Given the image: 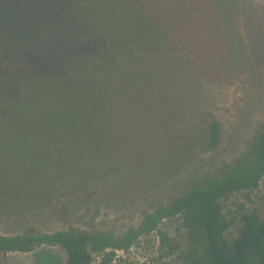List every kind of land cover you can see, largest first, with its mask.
<instances>
[{
  "label": "trees",
  "instance_id": "trees-1",
  "mask_svg": "<svg viewBox=\"0 0 264 264\" xmlns=\"http://www.w3.org/2000/svg\"><path fill=\"white\" fill-rule=\"evenodd\" d=\"M184 3L0 0V184L46 200L86 201L137 170L132 156L148 160L144 171L155 166V148L131 150L133 124H149L155 107L169 101L167 73L173 71L166 68L185 66L173 54L180 49L175 38L182 39ZM53 58L61 62L57 76L51 74L57 64L47 63ZM203 144L208 151L220 147L216 121L209 122ZM263 179L264 125L244 152L213 173L187 176L122 235L27 228L0 234V253L59 247L64 264H93L96 257L111 264L114 252L128 251L163 221L176 219L174 238L158 231L163 254H177L184 264H264V215L242 214L231 244L223 215L229 195L253 191Z\"/></svg>",
  "mask_w": 264,
  "mask_h": 264
},
{
  "label": "rangeland",
  "instance_id": "rangeland-1",
  "mask_svg": "<svg viewBox=\"0 0 264 264\" xmlns=\"http://www.w3.org/2000/svg\"><path fill=\"white\" fill-rule=\"evenodd\" d=\"M182 10L186 18L182 39L175 38L180 49L173 54L182 56L185 66L166 68L173 71L167 73L172 79L170 90H165L169 101L155 107L156 113L146 118L149 124H133L131 150L152 146L157 157L150 158L156 165L144 171L141 165L150 164L148 160L132 156L140 163L137 170L86 201L46 200L1 183V235L22 234L27 228L52 233L70 226L122 235L137 226L153 205L165 202L187 176L213 173L247 149L264 125V1L186 0ZM47 63L57 64L51 74H61L60 61L53 58ZM211 121L221 127L216 151L203 144ZM223 207L230 222L224 237L231 244L242 214L255 210L264 215V179L253 191L229 195ZM178 223L165 220L158 231L174 238ZM158 231L141 237L128 251L114 252L111 264H184L177 254L160 251ZM66 258L61 248L44 246L28 253H0V264H64ZM100 261L96 257L93 264Z\"/></svg>",
  "mask_w": 264,
  "mask_h": 264
}]
</instances>
